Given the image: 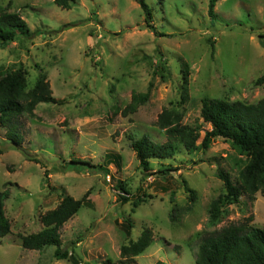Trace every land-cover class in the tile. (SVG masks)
Masks as SVG:
<instances>
[{
  "label": "rangeland",
  "instance_id": "rangeland-1",
  "mask_svg": "<svg viewBox=\"0 0 264 264\" xmlns=\"http://www.w3.org/2000/svg\"><path fill=\"white\" fill-rule=\"evenodd\" d=\"M145 2L153 30L136 0H76L69 9L53 0H0V11L17 12L33 34L0 45V69L24 70L26 90L44 74L61 100L39 102L33 116L21 117L20 147L0 127V190L9 191L4 211L11 228L0 236V264H196L204 236L229 223L264 224L260 192L241 196L218 223H208L210 203L223 192L217 170L236 181L235 160L244 156L220 137L207 149L200 145L211 128L204 99L255 103L264 97V0H219L214 17L208 16V0ZM183 60L190 70L185 99ZM147 91L136 112L122 114L133 92ZM172 107L183 123L195 126L199 147L189 153L176 140L174 155L151 158L154 173L145 174L129 136L165 142L157 115ZM105 154L119 157L106 164ZM163 166L169 173L156 175ZM119 181L128 200L120 197ZM186 188L196 192L193 202ZM86 193V203L60 228V247L71 257L55 258L52 245L22 247L20 236L42 228L41 213L65 194L80 199ZM145 228L152 231L149 246L122 257L120 247Z\"/></svg>",
  "mask_w": 264,
  "mask_h": 264
},
{
  "label": "trees",
  "instance_id": "trees-1",
  "mask_svg": "<svg viewBox=\"0 0 264 264\" xmlns=\"http://www.w3.org/2000/svg\"><path fill=\"white\" fill-rule=\"evenodd\" d=\"M75 1L53 0L55 5L63 9H69ZM136 1L144 12L146 26L153 30L151 9L145 0ZM217 1L219 0H208L209 17L216 15ZM32 35L26 21L17 12L0 11V45L18 37L30 38ZM181 63V93L185 99L190 70L186 61L183 60ZM148 96L149 91L133 92L129 102L121 110L122 114L136 112L137 108L146 102ZM60 101L53 97L52 89L44 74L37 78L32 89L26 90L24 70L19 67L7 72L0 69V127L5 130L6 138L15 146L20 147L23 142L21 117L24 114L33 116L39 102ZM201 109L205 121L211 124V128L205 131L200 141L201 147L207 149L214 137H220L228 140L244 156L235 160L239 166L236 181L232 180L228 171L217 170L216 175L223 182V192L211 201L208 212V223L215 225L226 207L229 204L238 203L241 196H253L256 192H260L264 197V97L255 103L211 97L202 101ZM182 116L181 111L174 107L163 108L158 113L157 125L164 131L167 138L163 143L152 140L147 134L136 139L129 136L130 146L145 174L154 173L151 172V158L160 159L174 155L177 149L174 142L182 143L189 153L198 149L199 132L195 126L183 123ZM118 157L114 154H105L104 162L109 164L112 158ZM70 162L86 164L92 168L97 166L106 171L103 165H94L86 160L72 158ZM170 170L171 168L165 166L157 168L156 175H167ZM121 182L117 183V187L123 192L120 197L122 200H128L130 194ZM186 190L190 195L189 200L193 202L196 192L190 188ZM8 196L7 188L0 190V236L8 234L11 230L10 221L4 211ZM87 199V193L80 199L65 194L55 208L40 214L41 229L20 236L22 247L41 249L52 245L56 247L55 258L71 257L72 254H69L67 249L60 247V228L77 213ZM137 204L138 202L134 201V205L137 206ZM151 239V229L145 228L138 239L120 247V255L129 259L142 253L149 246ZM72 260L78 263L76 258ZM196 264H264V224L252 226L241 222L229 223L217 232L204 236L197 246Z\"/></svg>",
  "mask_w": 264,
  "mask_h": 264
}]
</instances>
